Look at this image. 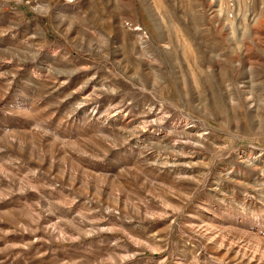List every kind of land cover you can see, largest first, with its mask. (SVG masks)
I'll return each mask as SVG.
<instances>
[{
	"label": "rangeland",
	"instance_id": "1",
	"mask_svg": "<svg viewBox=\"0 0 264 264\" xmlns=\"http://www.w3.org/2000/svg\"><path fill=\"white\" fill-rule=\"evenodd\" d=\"M0 264H264V0H0Z\"/></svg>",
	"mask_w": 264,
	"mask_h": 264
},
{
	"label": "bare ground",
	"instance_id": "2",
	"mask_svg": "<svg viewBox=\"0 0 264 264\" xmlns=\"http://www.w3.org/2000/svg\"><path fill=\"white\" fill-rule=\"evenodd\" d=\"M193 131V130H192ZM214 193H218V192H222V189L220 188H215L213 189ZM214 212V211H213ZM210 220V218H209ZM213 226L210 224V223H207V228L205 231H199V233L203 236V237H206V238H211L210 236H212V233L211 231H213Z\"/></svg>",
	"mask_w": 264,
	"mask_h": 264
}]
</instances>
